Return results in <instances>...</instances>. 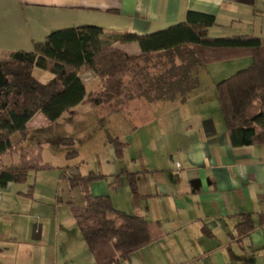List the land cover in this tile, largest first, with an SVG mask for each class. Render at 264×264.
Wrapping results in <instances>:
<instances>
[{
    "label": "crops",
    "instance_id": "obj_1",
    "mask_svg": "<svg viewBox=\"0 0 264 264\" xmlns=\"http://www.w3.org/2000/svg\"><path fill=\"white\" fill-rule=\"evenodd\" d=\"M188 11L214 17L207 29L210 37L264 39V0H0V61L14 50H32L51 31L82 25L101 27L104 43L138 55V43L121 41L119 35L159 31L183 22ZM151 56L150 80L172 67L182 68L124 102L80 104L53 122L38 111L26 123L28 133L67 119V126L74 123L75 135L99 128L106 135L98 140L107 146L114 147L113 140L122 144L120 155L112 151L118 163L109 175L117 180L97 172L105 177L91 182L90 192L109 196L117 208L112 190L122 177L128 182V173H135L136 206L124 189L126 208L121 211L150 221L156 238L114 264H264V144H231L215 89L216 83L248 66L251 57L189 65L175 54ZM78 76L86 92L99 89L92 71ZM20 139L14 134L11 145ZM87 139L96 151L94 134ZM8 155L18 158L6 152L0 160ZM10 184L0 189V264H97L72 209V221L43 220L27 212H36L29 193H19L21 208L2 203L1 190ZM146 202L154 203L153 217L142 207ZM244 214L251 216L254 228L238 237L235 226Z\"/></svg>",
    "mask_w": 264,
    "mask_h": 264
},
{
    "label": "trees",
    "instance_id": "obj_2",
    "mask_svg": "<svg viewBox=\"0 0 264 264\" xmlns=\"http://www.w3.org/2000/svg\"><path fill=\"white\" fill-rule=\"evenodd\" d=\"M214 23L212 15L188 11L183 22L159 31L119 35L121 41L138 43V55H129L104 43L103 29L95 25L57 29L44 40L34 42L30 51L10 52L7 59L0 61V156L10 152L18 158L9 165L0 161V189L8 183H23L30 172L44 167L41 145L25 143L26 123L36 112L41 111L53 122L80 104L97 106L133 99L181 70V66L172 67L150 80L147 62L157 52L175 54L189 65L196 61L207 64L251 57L248 66L216 83L215 89L231 144H264V39L252 35L210 37L207 29ZM35 68L51 72L52 77L40 81L33 74ZM88 70L100 80L99 89L90 92H86L78 76ZM16 133L21 139L12 146L10 138ZM61 142L73 145L69 137ZM113 145L120 155L122 144L114 141ZM76 155L77 151L71 149L65 158L73 159ZM62 172L69 187L78 188L82 195V211L74 217L97 264L125 260L134 250L156 238L151 233L150 221L115 209L107 195L94 196L90 192V183L104 179L105 175L92 171L82 175L77 166ZM127 176L135 198L136 175ZM241 217L235 226L238 237L248 235L254 228L249 214Z\"/></svg>",
    "mask_w": 264,
    "mask_h": 264
},
{
    "label": "rangeland",
    "instance_id": "obj_3",
    "mask_svg": "<svg viewBox=\"0 0 264 264\" xmlns=\"http://www.w3.org/2000/svg\"><path fill=\"white\" fill-rule=\"evenodd\" d=\"M33 74L42 82L52 76L51 72L39 68H35ZM68 122L69 121L67 119H62L59 122L50 123L49 126L31 128L29 130L25 143H39L41 145L40 156L44 167L38 171L30 172L25 182H12L6 189L1 190L3 196L2 203L4 202V204H9L15 208H21L23 200L21 198L22 194L20 196L19 193H29L32 196V200L29 201H32L36 212L33 210L29 211V209L27 212L37 214L42 217L43 220L49 222L54 221L55 217L66 221H72L74 219L71 209L74 211V214L80 213L83 207V200L79 189H71L67 183V178L62 176V171L67 168V165H77L79 167L78 171L82 175L91 171L95 173L102 172L110 178L109 181L112 182L113 179L117 180L115 175H109L110 173L115 172L114 165L118 163L117 159L113 158L112 151L115 150V148L113 146H107L106 141L103 139L98 140V138L102 137L106 132L102 135L103 130L96 128L92 131L94 133L88 131L84 132L83 135H75L74 123H69L70 125L67 126ZM89 134H94V138L98 140L96 151L90 146L91 142L87 139ZM67 137L72 138V146L61 142L62 139ZM113 142L114 140L112 143ZM71 149L76 150L78 153L72 160L69 161L65 158V153ZM108 151L112 152L110 156L107 154ZM107 157L109 163L105 160ZM13 160L16 162L17 158L15 159L14 157ZM13 160L9 155L3 158V162L7 165L11 164ZM3 162L1 161V163ZM121 176H123V174ZM114 185L116 186L117 184ZM124 189L128 191L129 195H131L126 176L122 177L119 181V186L114 189L116 191L112 190V192L116 193L112 195V198H114V203L120 210H123L121 208H126L123 196L125 195L126 197L127 195L124 194ZM130 200L135 208L136 205L132 202V195L130 196ZM68 202L72 203L68 204ZM152 204H150V202H146L142 206L143 209L148 208L147 215L149 217H153ZM154 211H156V213L161 211L160 207ZM55 213H57L56 216ZM37 215H33V218H37Z\"/></svg>",
    "mask_w": 264,
    "mask_h": 264
}]
</instances>
